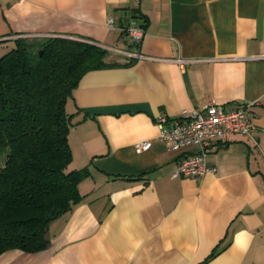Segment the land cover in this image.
<instances>
[{
  "label": "crops",
  "instance_id": "0c3cea01",
  "mask_svg": "<svg viewBox=\"0 0 264 264\" xmlns=\"http://www.w3.org/2000/svg\"><path fill=\"white\" fill-rule=\"evenodd\" d=\"M54 36L140 56L72 90L82 198L49 223L45 248L8 249L0 264H264V0H0V56L18 37ZM210 100L252 103L254 128L211 141L213 172L172 177L198 147L167 149L156 117Z\"/></svg>",
  "mask_w": 264,
  "mask_h": 264
},
{
  "label": "trees",
  "instance_id": "16d2710c",
  "mask_svg": "<svg viewBox=\"0 0 264 264\" xmlns=\"http://www.w3.org/2000/svg\"><path fill=\"white\" fill-rule=\"evenodd\" d=\"M107 54L92 41L54 36L18 37L0 56V253L45 248L49 223L82 198L89 171L68 169L66 102L88 70L120 64Z\"/></svg>",
  "mask_w": 264,
  "mask_h": 264
},
{
  "label": "built area",
  "instance_id": "2783aa9c",
  "mask_svg": "<svg viewBox=\"0 0 264 264\" xmlns=\"http://www.w3.org/2000/svg\"><path fill=\"white\" fill-rule=\"evenodd\" d=\"M108 25L113 27L112 21ZM144 32L142 26H129L125 29V33L134 41H139ZM137 56L140 54H133V57ZM255 57L264 61V53ZM251 106L252 103H245L226 108L210 100L200 109H183L176 117L158 115V138L167 149L179 150L191 144L198 147L196 153L186 155L178 161L171 176H201L206 172H213L214 167L206 163L207 148L211 141L233 132L251 134L254 128V112ZM147 145V140L139 141L135 143V149L142 151Z\"/></svg>",
  "mask_w": 264,
  "mask_h": 264
},
{
  "label": "rangeland",
  "instance_id": "374dc122",
  "mask_svg": "<svg viewBox=\"0 0 264 264\" xmlns=\"http://www.w3.org/2000/svg\"><path fill=\"white\" fill-rule=\"evenodd\" d=\"M105 48L108 51V54L105 57L106 61L119 62V61H123L125 59L129 60V59H131L133 57L130 54H125L123 51H119V50H117L115 48H107V47H105ZM2 162H3V157L0 156V165L2 164Z\"/></svg>",
  "mask_w": 264,
  "mask_h": 264
},
{
  "label": "water",
  "instance_id": "95a60500",
  "mask_svg": "<svg viewBox=\"0 0 264 264\" xmlns=\"http://www.w3.org/2000/svg\"><path fill=\"white\" fill-rule=\"evenodd\" d=\"M42 52V50H40V53Z\"/></svg>",
  "mask_w": 264,
  "mask_h": 264
}]
</instances>
